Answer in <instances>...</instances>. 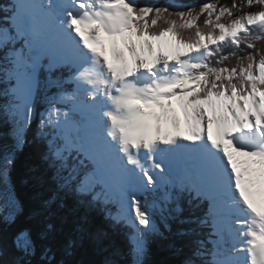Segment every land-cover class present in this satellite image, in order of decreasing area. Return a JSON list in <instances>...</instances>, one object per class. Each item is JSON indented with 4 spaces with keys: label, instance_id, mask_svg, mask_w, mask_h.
<instances>
[{
    "label": "snow or ice",
    "instance_id": "obj_1",
    "mask_svg": "<svg viewBox=\"0 0 264 264\" xmlns=\"http://www.w3.org/2000/svg\"><path fill=\"white\" fill-rule=\"evenodd\" d=\"M0 264H264V0H0Z\"/></svg>",
    "mask_w": 264,
    "mask_h": 264
},
{
    "label": "trees",
    "instance_id": "obj_2",
    "mask_svg": "<svg viewBox=\"0 0 264 264\" xmlns=\"http://www.w3.org/2000/svg\"><path fill=\"white\" fill-rule=\"evenodd\" d=\"M214 2L231 3L232 0H214ZM200 3H203V2L201 0H199L198 3H196V4L199 5ZM30 155H31V153L29 151V148H26L25 152L19 158V163H18L16 171L13 173V181H14V183H16L17 190H18L19 194L22 196V198H27L31 194L30 189L27 186L22 185L20 183V181L24 178L25 164L29 160ZM173 227L175 229L176 226L174 225ZM152 251H153V257H152L153 259L161 258L162 253L158 248H156L154 246Z\"/></svg>",
    "mask_w": 264,
    "mask_h": 264
}]
</instances>
